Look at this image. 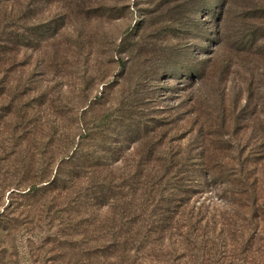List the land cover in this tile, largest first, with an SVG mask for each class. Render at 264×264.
<instances>
[{
    "label": "rangeland",
    "instance_id": "rangeland-1",
    "mask_svg": "<svg viewBox=\"0 0 264 264\" xmlns=\"http://www.w3.org/2000/svg\"><path fill=\"white\" fill-rule=\"evenodd\" d=\"M104 2L112 15L70 17L32 48L17 49L14 71L0 75V215L15 211L8 232L0 222V264H62L68 244L58 228L21 225L25 188L11 181L2 188L4 175L17 172L12 162L33 155V145L21 140L32 138L19 126L24 115H58L54 127L69 138L79 121L95 119L96 144L126 139L143 156L150 146L174 154L206 144L212 156L224 157L226 174L232 164L238 170L237 163L257 162L264 184V18L247 17L262 15L264 0ZM46 3L18 0L8 9H28L27 22L40 25L58 17ZM219 190L195 200L219 203ZM224 190L231 200V187ZM256 245L263 255L255 260L264 264V236Z\"/></svg>",
    "mask_w": 264,
    "mask_h": 264
},
{
    "label": "trees",
    "instance_id": "trees-1",
    "mask_svg": "<svg viewBox=\"0 0 264 264\" xmlns=\"http://www.w3.org/2000/svg\"><path fill=\"white\" fill-rule=\"evenodd\" d=\"M17 1L0 0L3 77L14 71L17 49L32 48L36 38L61 30L70 17H103L113 11L104 0H46L58 17L33 25L27 22L28 9H8ZM247 17L261 19L264 13ZM4 81L0 79V97ZM34 115L19 120L23 131L30 129L32 138L21 140L33 145V155L12 162L19 170L4 175L2 188H11L9 181L25 188L19 209L27 211L20 214L21 225L44 223L68 240L59 258L62 264H259L255 258L263 255L256 243L264 236V184L257 178V162L237 163L238 170L232 164L234 171L226 174L224 157L212 156L206 144L174 154L150 146L143 156L126 139L96 144L95 119L79 121V133L69 138L54 127L58 115ZM211 187L222 188L220 202H198ZM14 212L0 215L5 233L14 224Z\"/></svg>",
    "mask_w": 264,
    "mask_h": 264
}]
</instances>
